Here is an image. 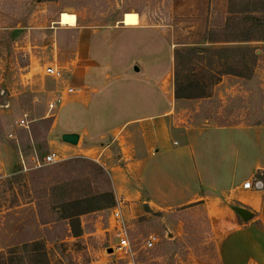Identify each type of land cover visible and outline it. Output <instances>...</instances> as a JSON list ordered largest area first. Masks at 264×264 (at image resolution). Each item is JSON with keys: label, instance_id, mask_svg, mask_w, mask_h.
Segmentation results:
<instances>
[{"label": "rangeland", "instance_id": "rangeland-1", "mask_svg": "<svg viewBox=\"0 0 264 264\" xmlns=\"http://www.w3.org/2000/svg\"><path fill=\"white\" fill-rule=\"evenodd\" d=\"M78 2L79 6H89L85 14L92 22L113 23L126 11L124 22L135 24L136 13L144 11L148 22L163 18L172 26L176 39L186 44L177 49L183 57L177 66L181 80L202 82L209 92L208 97L189 102V107L200 108L196 122L207 117L221 125H264V0ZM55 17L50 8L38 5L36 0H0V264H35L37 252L23 247L30 242L43 245L45 264H264V254H260L249 230L237 231L225 244L212 239L205 207L159 209L153 203L147 205V201L130 205L121 198L119 206L133 255L108 251L116 242L108 226L112 207L118 201L111 176L101 163L81 155L82 151H68L61 145L66 119L60 108L51 112L53 117L41 118L43 110L33 112L28 107L29 78L21 73L32 56L44 55L48 26ZM144 37L146 41L154 39L149 33ZM245 38L250 40L243 41ZM168 41L159 38L165 68L172 56ZM192 46L211 47L213 55L186 56L185 50ZM209 61H213L210 69ZM230 67L241 76H222L221 72ZM219 74V81L211 84V76ZM25 112L31 119L28 128L17 125ZM84 145L89 148L92 144ZM55 149L61 156L56 162L34 167L32 158L42 160ZM20 152L26 171L20 170ZM100 166L106 175H97ZM154 184L153 180L137 186L144 192L140 201L146 194L155 200ZM107 189L113 191L115 204L81 215L84 229L81 227L82 234L73 237L69 227L67 232V220L60 218L59 202ZM231 205L249 209L238 203ZM149 235L158 241L147 248Z\"/></svg>", "mask_w": 264, "mask_h": 264}, {"label": "crops", "instance_id": "crops-1", "mask_svg": "<svg viewBox=\"0 0 264 264\" xmlns=\"http://www.w3.org/2000/svg\"><path fill=\"white\" fill-rule=\"evenodd\" d=\"M36 1L56 17L48 26L44 55L32 56L21 76L29 78L28 107L43 110L41 118L49 117L48 101L64 94L61 133L76 132L79 138L76 145H61L101 163L116 199L130 205L147 201L159 209L205 207L212 239L225 244L246 229L264 254V189L243 187L256 170L264 171V125H221L207 117L196 122L200 108L189 107L192 99L174 96V50L186 44L163 18L148 22L140 11L137 23L126 24L124 11L113 23H97L87 18L89 6H79V0ZM65 10L75 16L73 24H60ZM148 33L152 41H146ZM159 38L170 43L168 68ZM47 66L58 68L61 77L48 75ZM67 88L72 92L66 93ZM51 153L57 160L61 157L56 149ZM153 180L156 201L148 194L140 201L144 192L137 186ZM149 187L153 192V185ZM231 203L251 210L248 225Z\"/></svg>", "mask_w": 264, "mask_h": 264}, {"label": "trees", "instance_id": "trees-1", "mask_svg": "<svg viewBox=\"0 0 264 264\" xmlns=\"http://www.w3.org/2000/svg\"><path fill=\"white\" fill-rule=\"evenodd\" d=\"M264 25V22H262ZM250 39L245 38L243 41H248ZM213 49L208 46L197 47L192 46L185 50L186 56L195 57V58H202L203 55L209 54L210 56L213 55ZM219 51V50H218ZM181 53L176 49L174 50V96L175 98H186V99H200L209 96V92L206 91V86L197 80H181L180 72L177 70V66L179 62L183 60ZM209 69L213 65V61H209ZM221 74H231L237 75V73L232 67L225 69ZM219 76H211L210 83L213 84L220 79ZM241 76V75H240ZM97 172V175H106L103 168L100 166ZM55 187V188H54ZM60 186H52V189H56ZM115 204V195L111 189L103 190L98 193L93 194H84V195H77L74 197H68L61 200L58 204V208L60 209V218L67 220L68 227L70 230V234L73 237H78L82 234L80 216L89 212L101 210L107 207H111ZM146 210L148 209L145 206ZM23 247L29 249L30 251H36V263L35 264H45L47 261L45 251L43 250V245L40 246L38 242H30L24 243ZM31 247V248H29Z\"/></svg>", "mask_w": 264, "mask_h": 264}, {"label": "built area", "instance_id": "built-area-1", "mask_svg": "<svg viewBox=\"0 0 264 264\" xmlns=\"http://www.w3.org/2000/svg\"><path fill=\"white\" fill-rule=\"evenodd\" d=\"M45 72L48 75H51L53 77L59 78L61 77V71L54 67V66H47L45 68ZM72 92V88H67L66 93ZM64 94H59L55 98L51 99L47 103V111H48V116L53 117L54 113H51L53 110L55 111L58 109L60 106L63 105V100H64ZM29 115L27 112L23 114V117L20 118L17 121V125L20 127L28 128L29 123L31 119H28ZM12 134H9V137H11ZM55 155L53 153H48L46 154L42 160L34 157L32 158V161L35 163L34 167H41L46 164H50L53 162H56ZM20 170L21 171H26L28 169L25 159L23 158L22 153L20 152ZM243 187L245 189H251L254 191H260L264 189V171L263 170H256L250 179L246 180L243 182ZM120 200L117 201L116 205L112 207L111 215H110V220H109V226H108V232L112 235V237L116 240L115 245L111 248V250L115 253H123L124 255L127 256H132L133 255V250L131 249L130 246V240H129V235H128V227L126 225L125 219L121 213L120 210ZM158 241V238L153 235H149L146 242L145 246L147 248L152 247L156 242Z\"/></svg>", "mask_w": 264, "mask_h": 264}, {"label": "water", "instance_id": "water-1", "mask_svg": "<svg viewBox=\"0 0 264 264\" xmlns=\"http://www.w3.org/2000/svg\"><path fill=\"white\" fill-rule=\"evenodd\" d=\"M136 67L137 66H133L134 69ZM60 138H61V141L66 144L76 145L78 142L79 136L76 132H65L61 134ZM232 210L245 221L249 220L252 217V213L245 208L233 206ZM108 251H112L111 248H109Z\"/></svg>", "mask_w": 264, "mask_h": 264}, {"label": "bare ground", "instance_id": "bare-ground-1", "mask_svg": "<svg viewBox=\"0 0 264 264\" xmlns=\"http://www.w3.org/2000/svg\"><path fill=\"white\" fill-rule=\"evenodd\" d=\"M75 16L73 14H69L63 12L60 16V24H73Z\"/></svg>", "mask_w": 264, "mask_h": 264}]
</instances>
